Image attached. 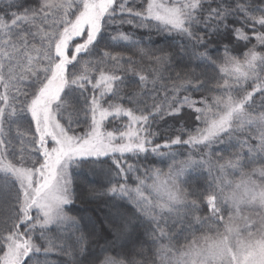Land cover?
Here are the masks:
<instances>
[{
	"label": "snow or ice",
	"instance_id": "obj_1",
	"mask_svg": "<svg viewBox=\"0 0 264 264\" xmlns=\"http://www.w3.org/2000/svg\"><path fill=\"white\" fill-rule=\"evenodd\" d=\"M212 3L217 7H211ZM237 15L243 18V23H252L257 41L264 46V32H256L255 28L257 24L264 28V3L37 0L34 6L22 7L21 0H0V88L3 89L0 91V173H3L0 192L9 193L7 198L0 195V264H48L54 251L71 258L76 249L68 243L69 237L76 241L79 251L84 250L88 237L79 230L77 218L65 211V206L74 200L71 168L79 167L82 161L103 157H110L115 169L108 186L91 189L93 195L111 193L128 198L157 228L162 221L173 219L174 226L186 225L180 231L206 228L215 232L214 236L204 237L203 242L201 238L193 239L183 251L177 248L174 258H161L159 264H264V111H258L255 116L249 112L257 107V96L260 97L258 108L264 109V54L249 49L241 61L229 55L232 49L225 45V67L220 69L225 82L215 89L223 94L214 98L212 104L207 98L202 99L201 108L195 107L197 101L187 95L169 102L167 85H157L159 81L175 79L181 81L173 86L175 92L181 88L192 93L212 91L208 85L215 77L209 71L189 65L177 72L176 51L153 47L150 37L133 38L135 33L120 32L124 25H129L134 29L156 30L158 34L179 33L188 42L187 47L181 45L179 52L189 56L190 61H203L215 70L216 61L209 54L211 34L229 28L228 18ZM109 26L114 29L110 39L127 41L131 55H112L104 51L108 47L96 49L98 36ZM231 32L249 40L239 28H231ZM142 63L156 66L154 74L149 73L151 81L136 72ZM165 72L169 73L167 77ZM130 77H138L140 93L124 87ZM233 78L234 83H229ZM241 81H251L252 90L240 99L228 95L239 90L234 84L240 85ZM66 89L78 93L82 103L65 94ZM161 89L165 95L163 102L157 103ZM112 98L126 100L133 108L126 110L111 103ZM102 102H108V107L104 108ZM184 106L194 109L195 121L203 123V128H197L195 134L188 133L187 139H182L183 126L175 138L168 135L165 139L164 130L151 131L154 123L165 118L181 122ZM22 115L30 117L28 125L20 122ZM121 115L129 117L126 131L104 130L109 117ZM187 115L190 117L192 113ZM81 117L86 123L78 135L73 125L79 126ZM157 138L163 143H154ZM253 139L255 143H251ZM217 145L239 146V151L232 154L233 159L219 163L224 158L215 154ZM178 148L189 150L187 158L170 165L168 173L146 168L145 179L137 177L136 188L127 185V174L139 171L142 155L154 154L175 161L179 152L173 149ZM204 149L208 151L204 153ZM195 154H201V159H192ZM133 157L137 163L125 166L126 160ZM256 163L262 166L253 169L250 175L242 172ZM193 166L207 167L209 176L213 170L242 175L230 198L216 194L206 197L208 216L195 214L205 202L203 193L186 192L180 187L185 183L181 176ZM121 178L124 183L120 182ZM147 180H152V184H147ZM229 205L231 211L225 220L221 213ZM245 207L258 211L242 215ZM133 222V217L121 216L113 229L116 236L127 234ZM219 225H223V231ZM53 229L55 235H51ZM37 233L42 244L35 242ZM148 236L152 244L168 239V255L173 257L171 249L175 245L171 241L176 237L167 235L163 229L156 236V228ZM144 253L142 245L128 257L105 254L100 264H148L147 258H135Z\"/></svg>",
	"mask_w": 264,
	"mask_h": 264
},
{
	"label": "rangeland",
	"instance_id": "obj_2",
	"mask_svg": "<svg viewBox=\"0 0 264 264\" xmlns=\"http://www.w3.org/2000/svg\"><path fill=\"white\" fill-rule=\"evenodd\" d=\"M214 4L215 3H212L211 7L214 8ZM205 7H207V5ZM205 15H207L206 12H205ZM112 30H114L113 27L111 31ZM120 32H122L124 35H129L133 33L131 29L127 30V32L124 33L122 28L120 29ZM113 34L116 35L117 33H113ZM78 42H82V40ZM118 42H124L125 44L128 43L127 41H118ZM32 55H35V53L33 52ZM97 76H98V73H97ZM230 83H234V78L233 80H230ZM251 84H252L251 81H247V82L241 81L240 85L242 86L243 89L239 92V95L235 98L240 99L247 91H251L252 90V87L250 86ZM240 85L234 84V87H237ZM2 90L3 89L0 88V91ZM228 95L233 96L232 93H229ZM192 99L196 100L197 102L199 100L198 97L194 95ZM258 105H259V100H257L256 108L249 109V112L251 113V115L255 116L258 114V111H263V109L258 108ZM103 107L107 108L108 104L106 106L105 103H103ZM123 108L126 110L130 109L127 107H123ZM134 114L139 116V114L137 113H134ZM19 119H20V122L24 125H28L30 123V117L27 115H22ZM128 122H129V117H127L126 115L109 117L108 120L105 121L104 130L123 132V131H126L125 125H127ZM78 123L80 124L79 126L73 125V127L77 129L76 134L79 135L81 134V131L85 128L84 125L86 121L83 117H81ZM243 138L244 136H241V139ZM184 139H187V138H184ZM154 143H163V140L157 138L154 140ZM251 143H255V140L253 139ZM216 147L217 146H214L215 149ZM161 151H166V150L161 149ZM173 151L179 152V154L175 158V161L171 160L169 157H162V156H157L154 154L142 155L139 161V171H135V172H131L127 174V185L131 188H136L139 183L137 177H139L140 179H145L144 171L146 168L152 169L153 166L151 165L150 162L153 159V157H156L155 165L159 166L161 170H164L165 166L168 165V163H170L171 161L178 163L179 161L185 160L187 158V153L189 150L187 148H178V149H173ZM202 151L206 153L208 150L204 149ZM215 154L217 156H223L222 154H220V152L216 150H215ZM223 158L224 159L219 161V163H224L231 159L226 156H223ZM192 159L194 160L201 159V154L193 155ZM100 161H103L104 163H106L105 165L100 166L103 168V172H101L100 174H94V176L90 174L89 177L85 176L84 179L82 176L79 177V172L81 169L82 170L89 169L91 164L95 162H100ZM136 163H137V158L133 157L132 159L126 160L125 166H127V164H136ZM142 163H144V165H142ZM28 166L30 167L31 165H28ZM261 166L262 165L260 163H256V164L250 165L249 167L242 169V172L248 173L250 175L253 169L260 168ZM114 169H115V165L113 164L110 157H103L100 160H96V161L85 160L80 163L79 167L73 166L71 168V173L73 177L72 190L74 193V200L71 204H68L65 206V211L69 215L77 218V220L79 221V225H78L79 230L88 237V242L85 245L84 250L81 252L78 250L76 241L72 239L71 237H69L68 243L71 244V246L74 249H76L73 253V256L69 258L67 256H64L54 251V253L51 254V256L49 257L50 261H48V264H100V261L103 259L104 256H101L100 261H98L97 259L94 261L88 260L86 259L87 258L86 253H85L86 249L88 250L91 248L93 250L95 249L96 253L100 252L101 250L107 249L105 254H108L109 253L108 251H110V249L114 247L115 249H120L119 247L125 246V244H131L132 249L130 248V250H128L129 248L126 247L127 249L126 248L123 249L122 252L124 251H128V252L124 254H120L122 256L128 257V256H131L134 253V251L137 248H139V246L141 245V243H139V242H142L139 239L141 235L143 236V239L145 238L149 240V244H148L149 246L144 247L145 248L144 256H136L135 258L137 260H143L147 258L148 264H152L153 260L156 261V264H159V261L161 260V258H164L165 260L174 258V255L176 254V249L178 248L181 251H183L182 248H186V246L193 239L201 238V242H203L204 237L215 235V232H209L207 231L206 228L201 229V230L180 231L179 229H181L182 227L185 228L186 225L175 224L174 226L173 219H168L167 223H164L162 221L159 224V227L157 228L156 223L150 222V220H148L141 213H139L136 209V206L128 198L118 196L115 194H111V193L106 194V195L101 194V193L93 195L92 192L90 191L91 189L93 188L101 189V188H106L108 186L106 179L112 176V171ZM188 173L191 175H189ZM183 174L189 175V177L187 176V179H189L190 183H186V184L183 183L180 185V187L184 189L186 192L196 191L199 193H203L205 197V202L200 207V211L195 213L196 215H200V216H208L210 213V209H208L207 204H206V197L208 195L216 194V195H221L222 198H230L233 188L242 179L241 172L233 173L230 170H226L223 173H218L215 170H213L212 175L209 176L207 172V167H205L204 169H199L196 166H193V168L185 170ZM75 175L78 177V179L76 178ZM213 177H216L215 181H213ZM2 179H3V173H0V180ZM181 179L184 180L182 176H181ZM251 179L256 180L257 177L251 176ZM120 182L124 183L125 180L121 178ZM146 182L149 185L152 184V180H147ZM80 184H81L80 188L83 187V189H85V192L79 201L78 200L79 194H77V188ZM210 184L212 185V188L209 187ZM229 184H231V187L228 186ZM213 188L215 189V191H213ZM0 195H2L4 198H7L9 193L0 192ZM145 195H148V193L146 192ZM92 197L94 198L96 197L97 200L91 203H86ZM112 198L114 199L118 198L119 200L123 202H120V203L118 201L116 202V199L115 201H113ZM196 198L197 197H189V199H196ZM230 211H231V205H229L227 209L222 211L221 215L224 216L225 220L228 219V215L230 214ZM257 211L258 209L245 207L243 208L241 214L251 215V214L256 213ZM33 214L35 213L33 212ZM121 216H125V217L131 216L134 218V222L131 225L128 233L118 238L113 229L115 225L118 223L119 218ZM84 225H85V229L87 230L88 234L83 229ZM168 226H172L173 229H169ZM218 227L220 231H223V225H219ZM153 228H156V236H159V230L163 229L164 232L167 233V235H169L170 233H173L172 236L176 237V239H173L171 241V244L175 245V247L171 249L173 253V257H170L168 255V252H169L168 246L170 243L168 239L166 238L160 239V240H157L155 244H152V241L150 239V236H148V233L150 234ZM52 231L53 233H51V235H55V229H53ZM178 238H182L183 240L181 241ZM34 239L36 240L35 241L36 243L42 244V240H41V237L39 236V233L36 234ZM57 243H60V241H57ZM0 255H2V253H0Z\"/></svg>",
	"mask_w": 264,
	"mask_h": 264
},
{
	"label": "trees",
	"instance_id": "obj_3",
	"mask_svg": "<svg viewBox=\"0 0 264 264\" xmlns=\"http://www.w3.org/2000/svg\"><path fill=\"white\" fill-rule=\"evenodd\" d=\"M235 2V0H234ZM37 3V0H21V6L22 7H28V6H34ZM239 3L241 4H249V3H256V4H262L264 3V0H239ZM217 7V4H214V8ZM15 10V9H13ZM74 18V17H73ZM228 24H229V28L226 29H221L218 30L214 33L211 34V38H210V43H211V47L209 48V54L212 55L213 60L216 61V68L215 70L212 69V65L210 64H205L203 61H195L192 62L190 61L189 56L180 53L179 49L181 47V45H184L185 47H187V40L185 38H183L182 36H180V34L178 33H157L156 30H152V29H134L133 27L129 26V25H124L122 27L123 32L126 33L127 30L131 29L133 31V33H135V36L133 38H138L140 37L141 39H143L144 37H150V43L152 44L153 47H164L169 49L170 51H176L177 52V56H176V61H175V66L177 67L176 71H180V67H185V66H196L198 68L204 69L205 71H209L210 75L214 76V79H211L209 81V85L208 87L210 89H213L212 91H204L202 93H192L190 90L188 92H184V90L181 88L179 89L178 92L173 91V86L174 85H179L181 83V81L179 80H175V79H169V80H162L158 82V87L160 84H166L168 87V99L169 102L171 101V99H173L174 97H178L179 99H182L185 95L189 96L190 99H192L193 95L198 97V102L195 105V107H203L204 105L202 103H200L199 101H201L204 98L208 99V103L212 104L214 102V98L216 97H220L223 93L221 91L215 90L217 88L218 85L223 86L225 80L221 79L222 76H224V72H222L220 69L225 67L224 61H223V57H224V47L225 45H227L229 47V49H232V51L229 52V55L243 61L244 59V53L248 52L249 49H254L257 53H261L264 54V46H261L259 44V42L256 39V33L253 32V25L251 22H249L248 24L243 23V18L240 15L237 16H232L228 18ZM126 27V28H125ZM231 28L233 29H241L242 33L246 36L249 37L248 41H245L243 38H238L236 36L235 33L231 32ZM256 28V32H264V28H260V26L257 24L255 25ZM112 29V26H109V28L105 31H102L100 33V35L97 38L96 41V49L99 50L100 48L103 47H108V48H104V51H108L110 52L112 55H123V56H128L131 55V51L127 48V44H125L124 42H118V41H113L110 39V31ZM127 29V30H126ZM200 30V29H198ZM203 34V33H201ZM38 46V45H37ZM134 51V49H133ZM201 51H203V49H201ZM217 57H220V59H217ZM87 59V58H86ZM155 65H148V64H141L140 67L136 68V72L138 73V75H146L149 78V81L152 80V75H149L150 72H153V69L155 68ZM144 68H147V70H142ZM199 71V70H198ZM119 74V73H118ZM154 74V72H153ZM173 76L175 75V73H171ZM164 75L167 77L169 75L168 72H165ZM225 79H227V77H225ZM138 77H130L129 81L124 85V87L132 92V93H140L141 89L140 87H138ZM230 83V80H229ZM149 87H151V84H149ZM235 88H238V91H233L232 95L233 97H237L239 95V92L243 89L242 86H237ZM65 94H71L73 96V99L77 102V103H82V100L79 96L78 93L71 91V90H66ZM121 95H124V93H121ZM165 95V92L163 89L160 90V99L157 100V103H162L163 102V97ZM109 98H106V100H108ZM194 100V99H193ZM256 100L260 101V97L257 96ZM111 103L114 104H120L122 107H127L132 109L133 105L129 104L126 100H116L114 98H112L110 100ZM105 103V105L107 106L108 102H103ZM149 104L152 103L151 100L148 101ZM215 110V109H213ZM264 111V109H263ZM137 114H141L139 112H134ZM188 113H192V115L189 117L187 114ZM195 112L194 109H189L187 106H184L182 108V116H183V120L181 122H176L174 121L172 118H165V120L160 121L158 123H154L151 131L153 132H159L161 130H164L167 134L165 136V138H167L168 135H171L172 138L175 137V135H179V129L181 128V126H183L184 128V135L182 136V139L184 138H188V133H192L195 134V130L197 128H203L204 124L199 122V121H195ZM216 151L220 152V154H222L223 156L229 157L231 159H233V153L239 151V146L235 147V148H228L227 145H217ZM107 161V160H106ZM109 162V160H108ZM156 162V157H153V159L151 160V165L153 166L152 169H159V166L155 165ZM106 163H104L103 161L100 162H95L93 164H91V166L89 167V169H81L79 172V177L82 176L83 179L85 178V176L89 177L90 174L94 176V174H100L101 172H103V168L100 166L105 165ZM175 162L171 161L170 163H168V165L165 166L164 170H161L162 173H167L169 171V166L170 165H174ZM142 165H144V163H142ZM84 171V172H82ZM189 174V173H188ZM191 175V174H189ZM189 175L187 174H183L182 178H184L185 184L186 183H190L189 179H187V176L189 177ZM76 176V175H75ZM76 178L78 179V177L76 176ZM107 180V184H109V178L106 179ZM84 186V185H83ZM81 184L78 186L77 188V194H79L78 200L80 201L82 195L85 192V189L80 188ZM116 202L118 201L123 202L121 200H119L118 198H115ZM114 198H112L113 201H115ZM95 200H97V198L92 197L89 201H87L86 203H91L94 202ZM204 203H201L200 207L203 205ZM169 229H173L172 226H168ZM186 228V227H185ZM86 232L87 230L85 229V225L83 228ZM100 229V228H99ZM178 230V229H177ZM180 230V229H179ZM182 231V230H181ZM180 232V231H178ZM177 232V233H178ZM88 234V232H87ZM173 233H170L169 236H172ZM140 236V234H139ZM90 237V236H89ZM139 239L142 242L141 245L139 247H141L142 245L144 247L149 246V240L147 239H143V236L141 235L139 237ZM179 240H183L182 238H178ZM177 239V240H178ZM98 244V243H97ZM138 245V244H136ZM129 248L128 250H130V248L132 249V245L131 244H125V246L119 247L120 249H115L112 248L110 249V251H108V254L111 255H117V254H124L128 251H124L122 252L123 249L125 248ZM126 248V249H127ZM183 250L185 248H182ZM99 251V250H97ZM107 249L101 250L100 252L96 253V250L94 249H86V256L88 260H98L100 261L101 256H104V254L106 253Z\"/></svg>",
	"mask_w": 264,
	"mask_h": 264
}]
</instances>
